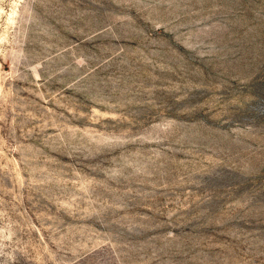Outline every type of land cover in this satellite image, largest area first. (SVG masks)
Listing matches in <instances>:
<instances>
[{"label": "rangeland", "instance_id": "374dc122", "mask_svg": "<svg viewBox=\"0 0 264 264\" xmlns=\"http://www.w3.org/2000/svg\"><path fill=\"white\" fill-rule=\"evenodd\" d=\"M0 264H264V0H0Z\"/></svg>", "mask_w": 264, "mask_h": 264}]
</instances>
